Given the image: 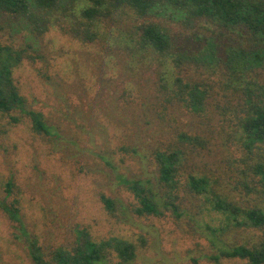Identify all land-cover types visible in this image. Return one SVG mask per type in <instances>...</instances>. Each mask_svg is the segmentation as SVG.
I'll return each instance as SVG.
<instances>
[{
  "label": "rangeland",
  "instance_id": "obj_1",
  "mask_svg": "<svg viewBox=\"0 0 264 264\" xmlns=\"http://www.w3.org/2000/svg\"><path fill=\"white\" fill-rule=\"evenodd\" d=\"M118 9L110 22L113 31L92 44L59 29L33 35L24 20L0 12V43L29 45L41 56L37 62L24 61L14 70V79L29 106L44 114L60 135H39L19 113L12 114L19 123L0 113V199L12 177L10 199H19L26 229L47 250L71 246L74 229L80 226L95 241L117 237L132 242L137 256L130 264H214L208 259L217 253L211 230L224 225V219L191 190V177H206L230 200L264 210L258 194H248L242 184L250 176L244 164L248 152L237 132L240 96L226 86L220 73H205L201 77L212 92L204 112L191 113L169 103L172 95L163 91V74L174 81L179 71L156 54L134 50L131 34L142 19L127 6ZM154 17L181 43L203 35L185 27L183 17L171 9ZM198 44L202 43H192ZM201 77L189 76L199 81ZM182 135L190 139L183 141ZM129 143L137 153L121 151ZM176 149L184 152L176 180L180 213L187 215L177 218L170 210L163 217L134 216L130 223L113 218L101 196L133 203L119 177L155 183L154 152ZM14 226L0 210V264H32L24 241L14 236ZM263 237V229L232 225L220 235L228 246L255 245ZM118 262L113 255L109 264ZM221 264L249 263L224 259Z\"/></svg>",
  "mask_w": 264,
  "mask_h": 264
},
{
  "label": "trees",
  "instance_id": "obj_2",
  "mask_svg": "<svg viewBox=\"0 0 264 264\" xmlns=\"http://www.w3.org/2000/svg\"><path fill=\"white\" fill-rule=\"evenodd\" d=\"M62 3L63 0H0V12L24 20L33 35L43 36L59 29L82 43L92 44L107 39L113 31L110 22L119 14L118 8L129 7L142 19L131 34L134 50L140 54H156L162 63L179 71L180 75L174 81L167 78L168 73L163 74V91L172 95L169 103L180 104L191 113L204 112L212 92L207 79L201 77L205 73L210 76L220 73L226 86L240 96L237 103L241 114L237 116L240 128L237 132L248 152L244 164H247L250 176V180H244L242 184L248 194L256 192L264 203V0H69L67 4ZM162 9H171L183 17L185 27L203 35L188 37L183 43L175 40L154 21V16ZM192 40L202 44L193 46ZM30 49L29 45L15 48L0 43V113L9 115L13 123H19L20 118L12 114L19 113L30 121L35 133L59 138L44 114L29 106L14 79V70L24 61L41 59ZM194 74H199L200 81L189 78ZM181 139L190 138L182 135ZM120 149L125 153H137V147L131 143ZM154 156L158 167L155 183L149 179L127 180L118 176L133 196V203L125 204L122 200L101 196L105 209L113 218L130 223L134 216L163 217L170 210L177 218L187 215L180 213L176 180L184 152L156 150ZM189 185L194 193L204 197V205H209L206 206L209 211L224 219V225L218 228L212 229L208 225L217 250L208 259L214 264H221L224 259L264 264V237L255 245L235 246L226 245L220 238L231 225L264 230V210L259 206L245 208L230 200L206 177H191ZM14 187L11 177L6 184V195L0 199V210L15 224L14 236L24 241L32 264H109L113 255L119 261L117 264H130L136 259L137 248L132 242L117 237L95 241L88 229L80 226L74 229L71 246L47 250L26 229L19 199H10Z\"/></svg>",
  "mask_w": 264,
  "mask_h": 264
}]
</instances>
